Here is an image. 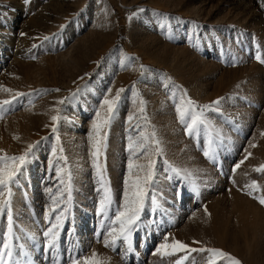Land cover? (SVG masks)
Masks as SVG:
<instances>
[{
    "label": "rangeland",
    "instance_id": "obj_1",
    "mask_svg": "<svg viewBox=\"0 0 264 264\" xmlns=\"http://www.w3.org/2000/svg\"><path fill=\"white\" fill-rule=\"evenodd\" d=\"M262 2L0 0V100L25 94L0 114V155H19L34 145L11 186L12 264H52L54 256L68 264L93 250L104 264H175L185 253L155 252L165 235L169 242L175 238L194 248L222 249L241 264H264V171H256L264 165V63L256 59L258 54L264 59ZM122 77L128 79L113 86ZM121 88L125 91L99 158L117 202L106 218L98 212L102 189L91 142L76 151L88 163L72 166V146L65 150L60 132L76 124L71 118L80 112L75 117L72 112L81 100L91 97L99 108L109 89L114 96ZM181 90L196 101V111L223 98L218 111H204L210 125H201L199 136L188 135L178 120ZM141 100L146 120L138 112ZM53 115L60 116L56 133ZM142 130L156 133L163 155L155 157L150 199L133 233V251L126 253V245L118 242L113 249L105 239L122 202L128 137ZM209 140L211 157L204 155ZM58 145L71 171V200L59 251L51 253L43 231L49 227L48 189L55 194L61 187L56 169L65 167L57 158ZM173 167L191 176L185 179ZM253 181L259 185L255 190L248 187ZM153 196L158 207L151 203ZM6 232V215H0V239ZM206 257L191 253L184 264H205ZM216 264L230 261L216 258Z\"/></svg>",
    "mask_w": 264,
    "mask_h": 264
},
{
    "label": "snow or ice",
    "instance_id": "obj_2",
    "mask_svg": "<svg viewBox=\"0 0 264 264\" xmlns=\"http://www.w3.org/2000/svg\"><path fill=\"white\" fill-rule=\"evenodd\" d=\"M25 2L27 3L29 0H25ZM262 6H264V2H262ZM140 11H143V9ZM133 15H135V13H133ZM161 27H163V25H161ZM21 35H25V33H21ZM129 59V57H125L124 66H127ZM256 59L264 63V59H262L259 54L256 56ZM143 68L144 66L141 65L142 72ZM57 91L59 90L57 89ZM124 91L125 89L121 88L116 91L114 96H110L111 89H109V95H106L100 103V107L95 113V119L92 121L91 130L88 133V138L92 147L91 155L93 157L98 183L100 184V189H102L98 212L106 218L109 208L117 202L114 200L112 190L108 186V181L104 175V168L99 158L102 155V149L106 146V130L109 128L116 115L122 98L121 93ZM24 95V93L16 92L11 99L0 100V114L6 111L15 100ZM221 99L223 98H218L207 105H203L201 111H196V101L187 97L186 93L181 90V96L179 97V102L176 104L175 109L178 120L181 124L185 125V131L188 135L199 136L201 125H204L205 128L210 125V121L205 117L204 111L213 108L218 111L219 109L217 106L220 104ZM59 103H64V100L59 101ZM58 111L57 109V112ZM138 112L140 117L146 120L143 100L140 101ZM59 119V115L51 116V120L53 121L51 130L53 133L57 132V122ZM133 119L134 115H129L128 120L132 121ZM135 127L139 128L140 125L136 124ZM58 139L59 136L57 135V140ZM208 144L209 149L204 152V155L211 157L214 152L212 141L209 140ZM33 148L34 145L29 144L22 154L0 155V215H6L7 219V232L2 234L3 238L0 239V264H12L16 259L13 251L14 220L11 207V186L16 182L18 175L22 173L23 167L28 162ZM2 151L3 150H0V152ZM127 151L129 156L127 160V175L123 180L122 202L118 203L114 212V218H110V226L107 230L105 246L115 249L119 242L126 245V253H129L133 251V233L139 227L141 215L145 210L146 201L150 199V192L155 182V166L157 163L155 157L162 156L163 150L154 131L147 132L142 130L138 135H129ZM55 154L56 150L54 149L53 155L55 156ZM141 157L145 160V163L137 162ZM62 159L64 160L65 167L56 169V175L60 180L61 187L57 188L55 194H53L52 189H48L50 193V204L49 211L45 213L46 218L49 219V227L43 231V237L46 240L45 246L51 253H58L59 251L60 230L63 228L66 213L68 211L67 205L71 200V171L67 167V158L62 157ZM241 163H243V161H241ZM239 167L240 164H237L233 170L235 171V169ZM172 170L177 175H183L185 179L191 176V173L186 170L175 167H173ZM256 171H264V165H261ZM64 177H66V179ZM193 187H196V185L193 184ZM248 187L255 190L259 185L257 182L253 181ZM100 189H98V191H100ZM65 196H67V199H65ZM151 203L155 207L159 206L154 196L151 197ZM260 203L264 204V197L260 198ZM101 226H104L103 221H101ZM163 240L164 242L155 250L157 254L162 256H174L179 253H185V255L180 256L175 261V264H184L191 253H206L207 257L205 264H216V258L227 259L230 261V264H241V261L232 257L229 253L224 252L222 249L204 247L194 248L175 238L169 242L168 235H165ZM193 243L199 242L193 241ZM52 264H60L57 256L53 257ZM68 264H104V260L99 258V254L93 250L90 257L85 256L80 258L79 254H77L69 259Z\"/></svg>",
    "mask_w": 264,
    "mask_h": 264
},
{
    "label": "bare ground",
    "instance_id": "obj_3",
    "mask_svg": "<svg viewBox=\"0 0 264 264\" xmlns=\"http://www.w3.org/2000/svg\"><path fill=\"white\" fill-rule=\"evenodd\" d=\"M148 24H149V21H147L146 25ZM101 76L104 77V74L101 73ZM127 79H128L127 77H122L116 82H114L113 86L120 87ZM94 102L95 100L91 97L89 99L85 98L84 100H81V105L79 107H76V109L72 112L73 117H75V115L78 112H80V114L78 115V117H76V119L71 118L73 120L71 121V123L73 122V125H74V122H75L76 124L73 126V128L68 129L67 132H62V131L60 132V136L63 138L64 143H65V148H66L65 150L67 151L69 149V144L70 146H72L73 151L71 154L69 153L71 155L70 160L72 162V166L74 165L75 161H79L80 164L88 163V161H86L87 163L85 161L82 162L83 161L82 155L79 152L77 153L76 151H80L82 146H84L85 144L87 145V142H90L88 138V133L91 130L92 121L95 119V113L99 109ZM66 135H70V137L67 138ZM63 151H64L63 147H59V149H57V156L59 154L57 158H58V161L61 162L62 164H64V160L62 159V157H64ZM80 170H83V169H80ZM80 177H81V171L77 173L76 176L73 177V179L77 180Z\"/></svg>",
    "mask_w": 264,
    "mask_h": 264
}]
</instances>
